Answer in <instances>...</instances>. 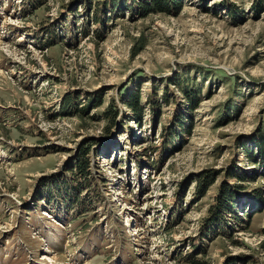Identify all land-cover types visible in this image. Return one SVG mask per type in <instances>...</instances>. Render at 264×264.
Returning a JSON list of instances; mask_svg holds the SVG:
<instances>
[{
	"label": "rangeland",
	"instance_id": "obj_1",
	"mask_svg": "<svg viewBox=\"0 0 264 264\" xmlns=\"http://www.w3.org/2000/svg\"><path fill=\"white\" fill-rule=\"evenodd\" d=\"M0 264H264V0H0Z\"/></svg>",
	"mask_w": 264,
	"mask_h": 264
},
{
	"label": "bare ground",
	"instance_id": "obj_2",
	"mask_svg": "<svg viewBox=\"0 0 264 264\" xmlns=\"http://www.w3.org/2000/svg\"><path fill=\"white\" fill-rule=\"evenodd\" d=\"M11 228V227H10ZM52 261H58V259H59V256L57 255V254H54L53 256L51 255L50 257H49ZM50 260V261H51Z\"/></svg>",
	"mask_w": 264,
	"mask_h": 264
}]
</instances>
